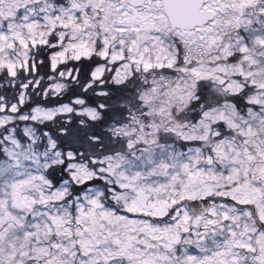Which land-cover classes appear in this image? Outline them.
Instances as JSON below:
<instances>
[{
  "label": "snow or ice",
  "instance_id": "1",
  "mask_svg": "<svg viewBox=\"0 0 264 264\" xmlns=\"http://www.w3.org/2000/svg\"><path fill=\"white\" fill-rule=\"evenodd\" d=\"M0 264H264V0H0Z\"/></svg>",
  "mask_w": 264,
  "mask_h": 264
}]
</instances>
